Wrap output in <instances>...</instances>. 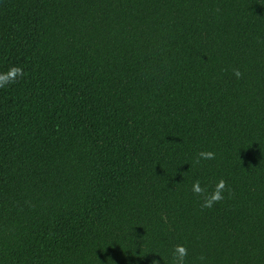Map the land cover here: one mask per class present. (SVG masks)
<instances>
[{"label":"trees","instance_id":"trees-1","mask_svg":"<svg viewBox=\"0 0 264 264\" xmlns=\"http://www.w3.org/2000/svg\"><path fill=\"white\" fill-rule=\"evenodd\" d=\"M12 65L0 264H264V0H0Z\"/></svg>","mask_w":264,"mask_h":264},{"label":"clouds","instance_id":"clouds-1","mask_svg":"<svg viewBox=\"0 0 264 264\" xmlns=\"http://www.w3.org/2000/svg\"><path fill=\"white\" fill-rule=\"evenodd\" d=\"M234 77L237 79L242 77V73L239 69L232 70ZM24 75V69L17 65H12L7 71L0 72V88H6L11 84L17 82L19 78ZM216 154L213 151H200L197 153V157L194 160V164H200L201 160H214ZM191 191L201 197L203 203L202 208H211L215 203H219L225 199L224 193L228 192L231 194V189L223 178H220L215 185L212 187L211 192L208 191L207 186H201V181L196 179L193 184ZM188 256V249L184 245H175L172 250V264H185L186 257ZM199 259L203 261L204 256H200ZM153 264L158 262L153 261Z\"/></svg>","mask_w":264,"mask_h":264}]
</instances>
